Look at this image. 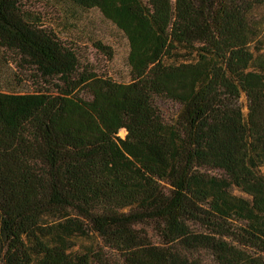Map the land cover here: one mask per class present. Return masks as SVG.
I'll use <instances>...</instances> for the list:
<instances>
[{"label":"trees","instance_id":"obj_1","mask_svg":"<svg viewBox=\"0 0 264 264\" xmlns=\"http://www.w3.org/2000/svg\"><path fill=\"white\" fill-rule=\"evenodd\" d=\"M56 2L125 35L131 80L0 0V51L37 81L0 88V264H264V0H174L167 26L147 0ZM93 236L110 256L74 249Z\"/></svg>","mask_w":264,"mask_h":264},{"label":"rangeland","instance_id":"obj_2","mask_svg":"<svg viewBox=\"0 0 264 264\" xmlns=\"http://www.w3.org/2000/svg\"><path fill=\"white\" fill-rule=\"evenodd\" d=\"M154 12L155 18L163 25H169L174 7V0H147ZM27 9L38 13L45 23V26L57 31L63 41L77 43L80 47L81 58L84 62L101 75L111 77L120 82L131 80L128 54L130 50L129 42L125 35L117 29L110 21L105 19L97 10L83 11L80 14L79 23L81 28H73L64 20L61 7L57 6L56 0H22ZM264 13V7L261 9ZM92 40H100L109 45L113 50V57L107 56L99 51L92 44ZM16 55L12 52L0 51V88L8 91L9 88L18 91H34L37 87L35 76L26 65H16L13 60ZM18 59V58H17ZM246 104L245 95L242 96ZM158 107L165 119L170 120L176 116L178 105L171 100H158ZM247 111V107L244 109ZM119 135L124 137L126 131L120 130ZM233 193L246 196L242 191L233 188ZM149 234L153 240L158 239V235L153 229H149ZM91 246L106 257L111 251L104 245L98 236L91 238L74 239V249L83 250Z\"/></svg>","mask_w":264,"mask_h":264}]
</instances>
